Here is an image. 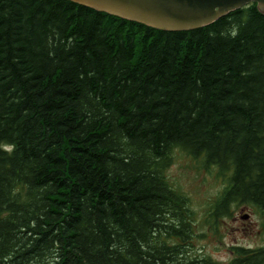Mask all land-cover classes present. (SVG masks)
I'll return each mask as SVG.
<instances>
[{"label": "trees", "instance_id": "16d2710c", "mask_svg": "<svg viewBox=\"0 0 264 264\" xmlns=\"http://www.w3.org/2000/svg\"><path fill=\"white\" fill-rule=\"evenodd\" d=\"M225 177L214 218L264 227V14L164 30L70 0H0V264H202L175 150ZM192 230V232H191ZM229 264H264L232 245Z\"/></svg>", "mask_w": 264, "mask_h": 264}, {"label": "rangeland", "instance_id": "374dc122", "mask_svg": "<svg viewBox=\"0 0 264 264\" xmlns=\"http://www.w3.org/2000/svg\"><path fill=\"white\" fill-rule=\"evenodd\" d=\"M166 174L171 185L188 198L186 209L193 219L189 255L211 261L202 264H229L232 245L264 246L262 218L253 207L234 203L229 206V214L214 218V202L225 186V177L218 175L214 166H206L201 158L177 149Z\"/></svg>", "mask_w": 264, "mask_h": 264}, {"label": "water", "instance_id": "95a60500", "mask_svg": "<svg viewBox=\"0 0 264 264\" xmlns=\"http://www.w3.org/2000/svg\"><path fill=\"white\" fill-rule=\"evenodd\" d=\"M131 21L164 30L207 25L249 3L264 14V0H70ZM247 215H243L245 218Z\"/></svg>", "mask_w": 264, "mask_h": 264}]
</instances>
